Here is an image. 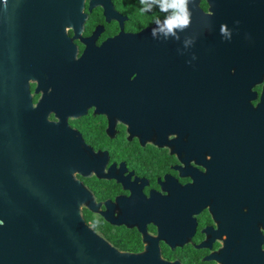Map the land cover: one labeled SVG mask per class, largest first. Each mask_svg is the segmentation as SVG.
Returning <instances> with one entry per match:
<instances>
[{"label":"flooded vegetation","instance_id":"obj_1","mask_svg":"<svg viewBox=\"0 0 264 264\" xmlns=\"http://www.w3.org/2000/svg\"><path fill=\"white\" fill-rule=\"evenodd\" d=\"M231 1L208 3V15L228 7L264 25V0ZM68 2L67 22L51 31L46 62L26 89L38 120L87 161L74 172L95 208L80 206L84 223L117 252L264 264V69L252 82L208 74V98L224 99V116L208 122V145L198 147L194 124L169 131L148 118L154 108L143 100L144 53L130 38L163 13L142 12L140 0ZM6 83L4 93L17 97V81ZM252 112L257 122L245 123Z\"/></svg>","mask_w":264,"mask_h":264},{"label":"water","instance_id":"obj_2","mask_svg":"<svg viewBox=\"0 0 264 264\" xmlns=\"http://www.w3.org/2000/svg\"><path fill=\"white\" fill-rule=\"evenodd\" d=\"M68 1L0 0V264H178L154 249L117 252L84 223L80 206L95 208L74 172L83 173L87 161L31 111L26 82L46 62L51 31L67 22ZM199 1L190 0L191 22L177 30L179 39L160 32L153 38V25L130 41L144 53L143 100L154 108L148 118L173 132L194 124L193 139L203 147L208 122L224 116L225 106L224 99L208 98V74L252 82L264 69V25L228 7L208 15V3L231 0H204L205 10ZM9 78L19 84L17 97L4 93L12 91ZM249 115L244 122L256 123V113Z\"/></svg>","mask_w":264,"mask_h":264},{"label":"clouds","instance_id":"obj_3","mask_svg":"<svg viewBox=\"0 0 264 264\" xmlns=\"http://www.w3.org/2000/svg\"><path fill=\"white\" fill-rule=\"evenodd\" d=\"M193 3L194 0H191ZM190 0H140L142 12H152L156 9L163 13V19L159 16L155 18V25L151 31L153 38L157 33H163L165 39L169 36L179 37L176 35L177 30H184L190 25L192 13L188 7Z\"/></svg>","mask_w":264,"mask_h":264},{"label":"trees","instance_id":"obj_4","mask_svg":"<svg viewBox=\"0 0 264 264\" xmlns=\"http://www.w3.org/2000/svg\"><path fill=\"white\" fill-rule=\"evenodd\" d=\"M202 5L204 6V3L202 2Z\"/></svg>","mask_w":264,"mask_h":264}]
</instances>
